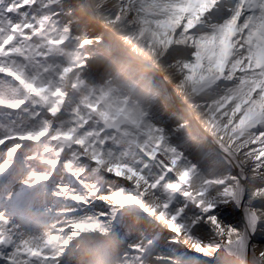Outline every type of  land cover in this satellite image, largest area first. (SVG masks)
<instances>
[{
  "label": "snow or ice",
  "instance_id": "snow-or-ice-1",
  "mask_svg": "<svg viewBox=\"0 0 264 264\" xmlns=\"http://www.w3.org/2000/svg\"><path fill=\"white\" fill-rule=\"evenodd\" d=\"M0 264H264V0H0Z\"/></svg>",
  "mask_w": 264,
  "mask_h": 264
}]
</instances>
